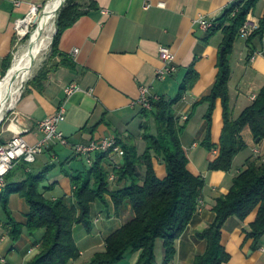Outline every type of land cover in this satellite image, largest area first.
Instances as JSON below:
<instances>
[{
    "label": "crops",
    "instance_id": "1",
    "mask_svg": "<svg viewBox=\"0 0 264 264\" xmlns=\"http://www.w3.org/2000/svg\"><path fill=\"white\" fill-rule=\"evenodd\" d=\"M51 1L0 0V83L4 80L7 59L14 56L19 44L17 20L26 17L33 5L44 7ZM237 1L96 0L95 5L63 33L59 52L49 58L44 76L27 85L10 110L13 113L7 128L0 133L2 144L8 143L19 130L26 141L34 145L42 137L39 123L56 114L65 102L67 117L60 130L69 145H52L35 163H28L25 170L20 162L8 176L9 180L7 177V188H16L32 171L38 174L49 168L41 191L49 199H65L70 206L74 205L70 174L90 168L96 156L89 163L86 157L76 155L74 146L116 137L122 148L126 143L143 154L146 142L141 124L144 120L138 105L142 89L149 88L153 96L173 100L189 70L194 68L197 78L184 98L174 105V110L181 124H186L181 140L190 160L189 169L204 178L205 187L197 214L177 240L173 263L193 264L197 256L207 251L206 240L200 239L197 233L214 221L216 201L229 193L235 178L251 163L264 164V140H256L250 127L242 133L248 147L236 157L229 172L209 169L210 163L219 156V150L209 151L203 145L209 134L213 143L219 145L225 126L222 99L216 102L212 124L207 119L210 103L204 101L212 93L219 63L225 58L221 55L224 34L206 32L195 25V20L202 17L218 20ZM263 18L264 0H260L248 20L260 23ZM162 47H169L175 54L178 72L159 82L157 73L164 65L160 55ZM75 50L79 52L74 54ZM228 60L231 115L236 120L254 104L264 88V36L256 38L252 45L248 44V39L239 37ZM71 83L79 84L82 91L68 97L66 87ZM153 125L155 130V123ZM106 155L104 164L109 174L115 173L116 167L124 166L125 157L115 152ZM155 169L160 179L167 177L166 166L159 160H155ZM110 184L111 192L127 186L119 179ZM107 200L109 206L100 202L92 205V232L83 225L75 227L74 237L81 258L70 264L89 262L95 253L105 250L107 238L133 218L130 207L118 214L111 194L107 195ZM9 208L17 221L26 223L30 207L19 193L10 192ZM257 215L255 211L245 221L231 217L226 222L222 243L231 260L225 264H264V238L255 249L253 239L247 237ZM10 231L7 216L0 208V264H28L38 253L45 231L31 235L24 230L18 242L12 240ZM135 258H139V254ZM163 258L162 248L158 251L160 263ZM134 259L127 264H134Z\"/></svg>",
    "mask_w": 264,
    "mask_h": 264
},
{
    "label": "trees",
    "instance_id": "2",
    "mask_svg": "<svg viewBox=\"0 0 264 264\" xmlns=\"http://www.w3.org/2000/svg\"><path fill=\"white\" fill-rule=\"evenodd\" d=\"M259 1L238 0L216 20L215 28L210 31H222L223 45L226 47L225 58L219 63L217 81L211 95L204 100L211 106L207 115L209 124H212L217 100L222 99L224 106L225 126L220 144L215 145L210 134L203 143L209 151L219 150L217 159L210 163L211 171L232 170L236 157L248 147L242 136L246 127L251 128L256 140H264V88L254 104L236 120L231 115L229 96L231 68L228 54ZM95 3L96 0H91L90 6L84 9L76 4L75 0L66 2L59 13L52 55L59 52L63 33L75 25ZM263 36L264 18L260 21V29L248 39V44L252 45L256 38L261 39ZM12 62L13 56H10L6 62L4 76L12 67ZM44 72L43 69L33 82L42 79ZM196 78L197 73L191 68L176 98L153 99L151 110L141 107L144 120L141 130L146 149L143 154H139L137 147L122 144L125 150V164L117 171V176L119 181L127 183L125 188L111 192L109 173L104 164L107 161L105 153L96 154L90 168L70 174L76 200L72 206L65 199H49L41 191L42 185L47 181L49 168L38 174L32 171L23 182L16 184V188H7L0 196V208L11 226L12 240L18 242L24 230L31 235L45 231L38 253L28 264H70L79 260L81 251L74 237V229L77 225H83L89 233L92 232V205L100 202L109 206V194L112 195V204L118 214L130 207L134 217L109 236L105 250L95 253L87 264H119L131 253L139 254L134 264L174 263L177 240L185 233L197 214L205 187L204 178L193 174L189 169L190 160L181 140L186 124H181L174 110V105L184 98ZM155 160L166 166L165 179H160L157 175ZM28 167L27 162H22L24 170ZM12 191L19 193L30 207L26 223L17 221L9 208V196ZM213 211L214 221L197 233L200 239L206 240L207 251L197 256L193 264L228 263L231 255L222 243L226 222L231 217L245 221L255 211H258V215L251 225V230L247 232V237L253 239L255 249L259 248L264 238V164L259 166L256 162L251 163L235 178L229 193L216 201ZM159 243L164 249L162 263L158 260Z\"/></svg>",
    "mask_w": 264,
    "mask_h": 264
},
{
    "label": "built area",
    "instance_id": "3",
    "mask_svg": "<svg viewBox=\"0 0 264 264\" xmlns=\"http://www.w3.org/2000/svg\"><path fill=\"white\" fill-rule=\"evenodd\" d=\"M18 5L20 4L18 3ZM40 8V6L33 5L31 7L30 13L26 17L17 20L15 29L19 38L26 35L23 34V31L25 29V22L27 18L34 10H40ZM216 24V20H211L204 17L195 20V25L201 27V29L206 32H209L215 28ZM259 29L260 23L248 20L240 31V37L249 39ZM78 52L79 50H75L74 54H77ZM160 55L164 65L158 70L156 79L159 82H164L168 77L178 72V67L176 64L175 54L169 47H162L160 49ZM80 91H82V87L77 83H71L66 87V94L68 97ZM153 99L158 100L160 98L153 96L149 88H143L138 105L151 110ZM66 117L67 109L66 103L64 102L59 106L56 114L39 123L42 137L36 144H29L23 137L24 133L19 130L15 132L14 137L8 143L0 144V196H2L6 191L8 175L20 162L33 164L52 145H69L68 139L60 130V126L66 121ZM187 119L188 117H185V120ZM74 151L77 156L86 157L89 163L93 162V156L98 153L108 154L110 152H115L122 157L125 156V150L119 145L118 139L116 137H108L99 142L96 141L86 145H75ZM113 179L114 176L111 177V180Z\"/></svg>",
    "mask_w": 264,
    "mask_h": 264
},
{
    "label": "bare ground",
    "instance_id": "4",
    "mask_svg": "<svg viewBox=\"0 0 264 264\" xmlns=\"http://www.w3.org/2000/svg\"><path fill=\"white\" fill-rule=\"evenodd\" d=\"M65 0H52L40 13L34 10L25 22L23 34L32 23L39 27L33 34L29 44L25 46L15 59L9 75L0 83V121L8 108L14 107L21 95L25 82L33 73L34 64L50 48L57 33V18Z\"/></svg>",
    "mask_w": 264,
    "mask_h": 264
},
{
    "label": "rangeland",
    "instance_id": "5",
    "mask_svg": "<svg viewBox=\"0 0 264 264\" xmlns=\"http://www.w3.org/2000/svg\"><path fill=\"white\" fill-rule=\"evenodd\" d=\"M68 1V0H67ZM66 1V2H67ZM76 4H79L81 6V8H87L90 6V3H91V0H75ZM66 4V3H65ZM45 9V6L44 7H41L40 8V13ZM61 11V10H60ZM59 11V13H60ZM59 18V16H58ZM58 18H57V22H56V25L58 26ZM39 27V24L36 22V23H32L28 28H27V34L24 35L23 37L19 38V44L14 52V56H13V62H12V66L14 65L15 63V59L16 57L18 56V54L21 52V50L27 46L29 44V42L31 41L32 37H33V34L36 32V30L38 29ZM25 30V29H24ZM52 50H53V41H52V44L50 46V48L48 49V51H46V53H44L43 55H41L40 59L38 61L35 62L34 64V69H33V73L32 75L29 77V79L25 82L23 88H22V91H21V95L23 94V92L25 91L26 87L28 84H31L33 82V80L39 75V73L44 69V67L46 66L49 58L52 56ZM10 70V69H9ZM8 70V71H9ZM8 73V72H7ZM7 75V74H6ZM7 76H4L2 79H5ZM21 95L19 96V98L21 97ZM16 104V103H15ZM15 106V105H14ZM14 107H10L8 108L6 111H5V114L2 118V120L0 121V123L2 122V124L0 125V133L3 131V129L7 128L11 118H12V113L10 110H13ZM147 109V108H146ZM150 110V109H148ZM124 149V148H123ZM125 157V156H124ZM121 168L120 167H116V172L115 173H111L109 174V182L110 183H113L115 182L117 179H118V176H117V171L120 170ZM114 176V179L111 180V177ZM111 185V184H110ZM133 217H134V214H133ZM130 221V220H129ZM128 221V222H129ZM127 222V223H128ZM10 242V241H9ZM159 249L158 251H162V244L159 243ZM36 255V254H35ZM34 255V256H35ZM138 256V253H134V254H130L127 256L126 259H124L122 262H120L119 264H127L128 262H130L132 259H134L135 257ZM138 258H135L133 260V263L136 262ZM162 259V258H161ZM160 259V260H161ZM88 263V262H87ZM87 263H83V264H87Z\"/></svg>",
    "mask_w": 264,
    "mask_h": 264
},
{
    "label": "water",
    "instance_id": "6",
    "mask_svg": "<svg viewBox=\"0 0 264 264\" xmlns=\"http://www.w3.org/2000/svg\"><path fill=\"white\" fill-rule=\"evenodd\" d=\"M66 1H67V0H65V1L62 3L60 10L65 6ZM48 5H49V4H47L46 7H47ZM225 51H226V48L224 47V48L222 49V52H221L222 58H224V56H225ZM12 68H13V66L10 68V70L8 71V73H7L6 76L9 75V73H10L11 70H12ZM3 120H4V119H3ZM3 120H2V122H3ZM2 122L0 123V125L2 124ZM258 141H260V139H258Z\"/></svg>",
    "mask_w": 264,
    "mask_h": 264
}]
</instances>
